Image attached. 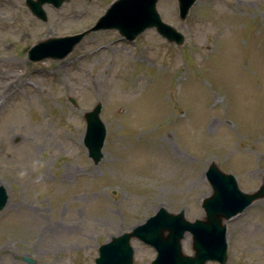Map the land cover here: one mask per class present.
Returning <instances> with one entry per match:
<instances>
[{
    "label": "rangeland",
    "instance_id": "1",
    "mask_svg": "<svg viewBox=\"0 0 264 264\" xmlns=\"http://www.w3.org/2000/svg\"><path fill=\"white\" fill-rule=\"evenodd\" d=\"M111 1L44 3L41 20L26 0H0V264H94L99 245L159 207L200 217L211 162L245 192L264 183V0H196L185 19L158 0L183 44L98 29L62 58L28 59ZM96 103L106 136L94 163L83 137ZM226 224L225 264H264V196ZM130 242L132 264H150L154 248Z\"/></svg>",
    "mask_w": 264,
    "mask_h": 264
},
{
    "label": "water",
    "instance_id": "2",
    "mask_svg": "<svg viewBox=\"0 0 264 264\" xmlns=\"http://www.w3.org/2000/svg\"><path fill=\"white\" fill-rule=\"evenodd\" d=\"M63 1L26 0V4L34 15L46 20L42 5L51 3L58 7ZM157 1L113 0L91 27L78 33L40 39L29 47L27 57L32 61L62 58L86 34L106 28H116L121 35L132 40L146 28L154 27L168 42L183 44V34L160 18L156 9ZM195 1L177 0L180 19H185ZM100 106V103H97L84 114L86 121L84 145L94 163L102 157L101 148L106 133L99 117ZM205 175L212 192L202 199L203 217L190 221L184 217L183 211L173 213L159 207L154 215L134 226L131 231L111 236L109 241L101 244L95 264H132L133 247L130 244L132 237L156 248L157 255L151 264H205L208 259L218 260L224 264L227 260L224 220L241 212L253 200L264 196V183L253 192L242 191L235 177L221 171L214 162L209 164ZM7 199L6 189L0 184V209L6 204ZM185 231L192 234L193 255H186L181 250V239ZM23 259L32 263L29 258Z\"/></svg>",
    "mask_w": 264,
    "mask_h": 264
},
{
    "label": "bare ground",
    "instance_id": "3",
    "mask_svg": "<svg viewBox=\"0 0 264 264\" xmlns=\"http://www.w3.org/2000/svg\"><path fill=\"white\" fill-rule=\"evenodd\" d=\"M7 58L6 57H4V60H6ZM18 64V63H17ZM123 100H125V101H129L127 98H122ZM184 243V238H183V240H182V244ZM10 250V249H9Z\"/></svg>",
    "mask_w": 264,
    "mask_h": 264
}]
</instances>
